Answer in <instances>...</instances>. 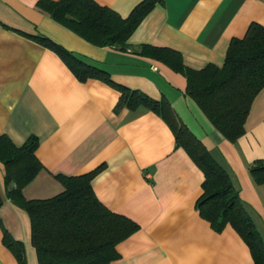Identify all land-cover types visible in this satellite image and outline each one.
Segmentation results:
<instances>
[{"label":"crops","instance_id":"1","mask_svg":"<svg viewBox=\"0 0 264 264\" xmlns=\"http://www.w3.org/2000/svg\"><path fill=\"white\" fill-rule=\"evenodd\" d=\"M37 1L0 0V136L17 146L30 136L39 140L35 156L42 169L23 189L24 197L50 198L62 190L55 176H80L103 166L92 181L95 196L139 226L116 246L120 258L110 264H253L230 226L216 233L199 217L195 205L203 175L176 147L166 123L143 108L115 113L116 90L97 80L79 82L29 36L50 39L106 71L115 84L166 99L226 172L264 244V184H256L248 170L264 160V89L252 103L245 134L230 143L185 94L182 75L135 53L141 45L168 48L191 69L221 67L232 39L244 37L252 23L264 26V0H163L130 36L126 50L87 43L38 10ZM94 1L126 18L142 0ZM4 174L0 163V264H18L2 243L3 229L24 245L27 263L37 264L28 216L6 198Z\"/></svg>","mask_w":264,"mask_h":264},{"label":"trees","instance_id":"2","mask_svg":"<svg viewBox=\"0 0 264 264\" xmlns=\"http://www.w3.org/2000/svg\"><path fill=\"white\" fill-rule=\"evenodd\" d=\"M162 2L142 0L126 18L94 0H38L36 8L95 47L126 50L130 36ZM29 38L56 54L79 82L97 80L116 90L119 98L115 113L123 108L131 112L143 108L160 117L172 132L176 147L186 152L203 175L202 194L195 205L199 217L216 233L230 226L248 247L253 264H264L263 241L228 175L177 118L166 99L156 101L141 91L115 84L106 71L42 35ZM135 53L182 75L186 80L185 94L228 142L235 143L245 134L244 124L252 103L264 89V26L252 23L244 37L232 39L221 67L208 64L200 70L191 69L178 52L168 48L141 45ZM38 145L35 136L20 146L6 135L0 136L5 195L28 216L37 264H110L118 260L116 246L137 232L139 226L110 212L95 196L92 181L103 166L80 176L57 175L54 178L62 186L58 194L29 200L23 189L42 169L35 156ZM248 170L256 184H264V160L254 161ZM2 203L0 196V207ZM2 243L18 264H27L24 245L5 229Z\"/></svg>","mask_w":264,"mask_h":264},{"label":"rangeland","instance_id":"3","mask_svg":"<svg viewBox=\"0 0 264 264\" xmlns=\"http://www.w3.org/2000/svg\"><path fill=\"white\" fill-rule=\"evenodd\" d=\"M26 261H27V259H26ZM28 264V263H27Z\"/></svg>","mask_w":264,"mask_h":264},{"label":"built area","instance_id":"4","mask_svg":"<svg viewBox=\"0 0 264 264\" xmlns=\"http://www.w3.org/2000/svg\"><path fill=\"white\" fill-rule=\"evenodd\" d=\"M155 69V68H154Z\"/></svg>","mask_w":264,"mask_h":264}]
</instances>
